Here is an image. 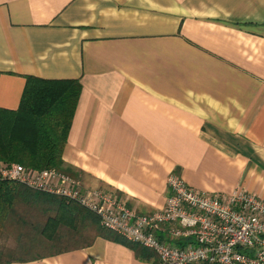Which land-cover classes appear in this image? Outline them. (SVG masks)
<instances>
[{
  "label": "crops",
  "instance_id": "1",
  "mask_svg": "<svg viewBox=\"0 0 264 264\" xmlns=\"http://www.w3.org/2000/svg\"><path fill=\"white\" fill-rule=\"evenodd\" d=\"M26 76L78 80L62 154L83 191L139 214L167 177L264 200V0H0V107ZM9 264H153L125 243Z\"/></svg>",
  "mask_w": 264,
  "mask_h": 264
},
{
  "label": "trees",
  "instance_id": "2",
  "mask_svg": "<svg viewBox=\"0 0 264 264\" xmlns=\"http://www.w3.org/2000/svg\"><path fill=\"white\" fill-rule=\"evenodd\" d=\"M80 91L78 80L26 76L18 107H0V168L18 163L75 177L63 167L62 154ZM5 229L16 232L17 243L0 251V264L84 247L97 236L125 243L137 257L157 264L150 249L104 228L95 213L76 201L0 179V232Z\"/></svg>",
  "mask_w": 264,
  "mask_h": 264
},
{
  "label": "built area",
  "instance_id": "3",
  "mask_svg": "<svg viewBox=\"0 0 264 264\" xmlns=\"http://www.w3.org/2000/svg\"><path fill=\"white\" fill-rule=\"evenodd\" d=\"M0 179L76 201L104 228L150 249L157 264H264V200L241 189L222 197L171 173L163 209L139 214L106 192L83 191L60 171L13 163L0 168Z\"/></svg>",
  "mask_w": 264,
  "mask_h": 264
},
{
  "label": "rangeland",
  "instance_id": "4",
  "mask_svg": "<svg viewBox=\"0 0 264 264\" xmlns=\"http://www.w3.org/2000/svg\"><path fill=\"white\" fill-rule=\"evenodd\" d=\"M72 170V169H71ZM64 173V172H63ZM67 174V173H65ZM73 178H75L73 175L67 174ZM76 179V178H75ZM9 229V227H7ZM11 230V229H10ZM23 239H26L23 237ZM17 240H16V232L13 231V233H9L7 229L5 231L0 232V251L4 250L5 248H14L16 246Z\"/></svg>",
  "mask_w": 264,
  "mask_h": 264
}]
</instances>
